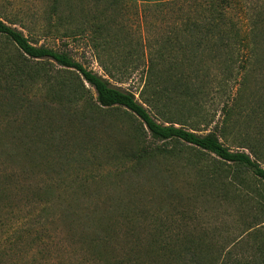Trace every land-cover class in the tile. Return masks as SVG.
<instances>
[{
  "label": "rangeland",
  "instance_id": "obj_1",
  "mask_svg": "<svg viewBox=\"0 0 264 264\" xmlns=\"http://www.w3.org/2000/svg\"><path fill=\"white\" fill-rule=\"evenodd\" d=\"M0 19L23 32L32 44L65 52L107 79L110 78L88 38L96 25L111 24L115 32L135 40L143 32L149 33L154 41L162 38L167 25L163 13L155 8L139 2L116 7L112 0H0ZM171 21L168 18V23ZM13 64L28 66V80L21 79L25 84L23 91L30 96L40 116L32 115V111L27 114L24 106L28 103L23 108L19 107L20 102L9 105L7 101L0 106L3 219L9 223L30 222L34 214L42 212V207L33 202L39 199L78 200L80 215L97 212L101 218H115L124 212L136 219L137 224L124 222L115 228L120 232H140L142 248L151 246L152 234L159 233L158 242L153 245L177 248L191 239L188 245L202 250L205 264H264L262 181L245 169L238 170L246 187H240L238 195L227 194L224 175L232 178L236 167L183 141L154 139L144 122L125 108L108 110L104 120L84 121L80 114L70 116L78 107L63 97L61 82L80 84L75 70L49 59L33 60L0 34V70L4 71L2 67H5L7 71H0L4 77L9 76ZM209 75L210 97L204 106L207 113L215 114V120L209 125L201 119L185 120L183 127L200 135L216 133L231 149L250 153L239 146L245 137L264 141V119L258 117L254 123L237 118V123L224 136V102L238 88V82L235 79L225 82L221 69ZM14 77L16 80L9 76L17 83L20 75ZM111 82L138 96L139 85L134 80L124 84ZM85 86L89 101L95 104L94 89L86 83ZM43 102L51 103L50 115L39 107ZM253 109L249 108L248 112ZM151 114L163 122L154 112ZM69 116L72 121H68ZM12 147L17 148L18 155H14ZM28 149L36 155L34 160L26 158ZM261 151L264 153V148ZM28 161L36 167L31 170ZM42 163L49 165V173L46 167L38 168ZM60 167H63L61 172ZM212 169H220L222 178L215 181L217 176ZM47 183L55 187L51 194L40 191ZM55 211L54 220H43L46 230L43 241L39 242L40 249L49 252V261L95 264L79 243L82 233L75 232L62 220L60 206ZM20 250L9 251L4 260L9 264H25L29 259L20 256Z\"/></svg>",
  "mask_w": 264,
  "mask_h": 264
},
{
  "label": "trees",
  "instance_id": "obj_2",
  "mask_svg": "<svg viewBox=\"0 0 264 264\" xmlns=\"http://www.w3.org/2000/svg\"><path fill=\"white\" fill-rule=\"evenodd\" d=\"M112 1L116 7L127 5L128 2H139L147 8H155L163 13L167 25L158 41H154L149 33L143 32L135 40L125 33L115 32L111 24L96 25L88 38L110 79L87 69L65 52L32 44L23 32L2 19L0 34L10 39L33 60L49 59L63 68L75 70L73 72L78 74L81 85H77L78 81L61 82V88L65 92L63 97L68 98L71 105L78 107L70 116L80 114L84 121L104 120L108 110L125 108L144 122L154 139L183 141L236 167L232 178L224 175L227 194L238 195L240 187H246V181L238 170L245 169L264 183L262 139L243 138L239 147L250 150L247 153L226 146L216 133L200 135L183 127L185 120L201 119L207 125L214 122L215 114L207 113L204 101L209 100L208 88L212 84L209 74L215 69L224 71L225 82L234 79L238 82V88L230 92L229 99L224 102V136L241 118L254 123V119L258 117L264 119V0ZM168 18L172 19L169 23ZM79 32L85 35V31ZM27 67L23 64L12 65L9 76L16 80L14 75H20L17 83H13L9 76L4 77L1 72L7 71L2 67L4 71L0 70V106L7 101L9 105L20 102L19 107L23 108L22 105L28 103L24 106L27 114L32 111V115L35 114L38 118L39 111L34 109V102L23 91L25 84L22 80H28ZM111 80L121 84L134 80L139 85L138 96L134 91L113 85ZM85 83L94 89L97 95L96 105L89 101ZM42 105L39 107L50 115L53 110L51 103L43 102ZM251 107L254 109L249 113ZM151 112L163 122H159ZM243 114L246 116H242ZM70 116L68 121L73 120ZM53 134L50 133V136L53 137ZM13 143L11 141L12 145ZM11 149L14 155H18L16 147ZM34 153L36 154V150ZM34 156L36 155L32 154L31 149L26 151V158L34 160ZM34 166L36 167L35 163L31 161L30 169ZM45 167V171H48V164L38 166ZM62 170L63 167H60L59 172ZM212 170L217 176L215 181L222 178L219 175L220 169ZM53 189L55 187L47 183L41 186L40 191L51 194ZM2 195L4 194L0 190V197ZM33 202L42 207V212L40 215L34 214L33 219L27 223L22 220L9 223L5 217L3 219L0 205V264H9L4 258L14 248H21L19 255L29 259L25 264H52L48 259L49 252L46 248L40 249L39 242L43 241L46 230L43 220H54L56 206L62 209V220L75 232L82 233L79 243L82 244L83 251L92 256L95 264H205L201 259L204 257L202 250L188 245L192 241L190 238L189 243L177 248L155 246L153 244H157L160 234L154 233V243L142 248L140 232H120L115 228L124 222L137 224L136 219L124 212L115 218H101L97 212L87 216L80 215L77 211L80 208L78 200L57 201L46 198Z\"/></svg>",
  "mask_w": 264,
  "mask_h": 264
}]
</instances>
